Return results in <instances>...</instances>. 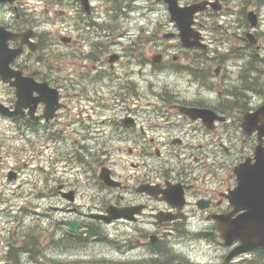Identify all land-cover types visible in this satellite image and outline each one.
Masks as SVG:
<instances>
[{"label":"flooded vegetation","instance_id":"af4514ba","mask_svg":"<svg viewBox=\"0 0 264 264\" xmlns=\"http://www.w3.org/2000/svg\"><path fill=\"white\" fill-rule=\"evenodd\" d=\"M23 5L22 0L0 2V31L18 35L0 49H20L6 66L0 60V150L16 155L14 141L29 154L22 166L35 161L37 175L20 199L49 203L53 212L67 215L51 218L47 231L37 228L42 237L23 236L18 242L16 231L1 235L0 262L24 250L36 264H67L73 255L65 252L74 241L75 252L94 242H115L109 229L120 224L122 234L137 243L124 244L122 253L133 247L145 264L153 255L165 264L168 235L218 234L217 219L233 215L228 194L236 184L235 164L252 162L257 144L256 132L229 130L228 123L239 122L245 111L235 104L246 98L241 92L247 86L224 82L222 64L212 71L210 60L216 58L207 57L208 50L169 49L153 33L132 35L128 45L115 48L122 36L106 34L97 13L72 27L66 24L65 33L49 32ZM30 29L31 37L23 36ZM59 42L68 50L58 51ZM161 73L164 81L155 83L154 75ZM170 73H190L198 85L221 80L214 85L222 88L186 99L178 83L170 82ZM186 107L207 108L225 119L211 121V115L186 113ZM69 138L74 145L67 147ZM233 148L245 153L228 163ZM13 167L20 176L18 165ZM88 229L103 239L88 237ZM58 245L64 258L49 255Z\"/></svg>","mask_w":264,"mask_h":264},{"label":"rangeland","instance_id":"374dc122","mask_svg":"<svg viewBox=\"0 0 264 264\" xmlns=\"http://www.w3.org/2000/svg\"><path fill=\"white\" fill-rule=\"evenodd\" d=\"M47 2L43 4L42 2ZM193 0H180L181 3H188ZM228 3L229 9L223 11L220 14H215V16L210 17L206 16L202 18L200 21L206 25L205 33L211 40V51L218 55V59L210 60V64L212 66V71L216 67V62L221 61L225 67V71L227 75L230 77H235V74L239 77V82L246 85L248 88L244 91V95L250 97L248 99V105L255 106L256 104L262 102L264 100V77L260 79L258 73L251 70V68H258L257 59H252L250 61L251 55H254V51H259L256 49L254 45H251L247 38L245 37V32L249 29L251 32L255 34V37L261 36V38H257V41L261 44V53L256 52L257 57H264V0L261 4H258L259 0H223ZM79 3V6H78ZM154 0H92L91 4L93 6L92 13H86L80 7V2H77L75 5L81 12L75 14L78 10L76 7H73V0H23V6L26 11L30 14L33 20H40V27L42 30H47L49 32H53L58 29L61 33H65L66 27L59 26L61 20H69V24L72 27L73 20L78 18L89 20L92 19L94 13L99 15L100 19H104L105 30L108 32L107 34H115L121 35V44H118L115 48H120L121 45H127L131 42L130 36L132 35H141L144 34L142 28H145L146 33H153L155 35L161 36L163 32H177L175 25L170 22L169 14L165 7V12L163 11L162 6L154 5ZM115 5V9H114ZM48 9L50 12H46ZM249 10H253L257 13L258 24L257 31L253 30L250 27L249 21L246 17V13ZM93 14V16L91 15ZM147 17V18H146ZM51 18L56 19V25H53V21H46V19L51 20ZM165 22L164 25L162 22ZM75 24V23H74ZM73 24V25H74ZM80 24V23H78ZM56 35L57 32L55 33ZM166 36V34H165ZM162 39V38H161ZM259 39V40H258ZM165 41L169 42H177V39H165ZM241 42L245 43L246 47H241ZM166 43V42H165ZM160 43H153V45L157 46ZM169 46V45H168ZM169 49H173L170 48ZM199 49V48H198ZM198 49H189L187 52H194ZM58 51L68 50L66 44L59 42ZM179 50V49H177ZM258 53V54H257ZM212 57H214V55ZM249 57V58H247ZM243 64H247L243 66ZM241 66V67H240ZM264 69V64L261 67ZM232 71V72H231ZM249 74L251 80H256V83H248L244 80ZM171 83H178V88L184 92L186 95L191 94L196 91L197 84L196 81L190 80V76L188 74H175L170 73L168 75ZM165 79V75L158 74L154 75L155 83L162 84ZM192 83V86L188 85V83ZM238 83V82H237ZM206 88L215 90L216 86L214 82L207 79V83L204 84ZM205 93V91H201ZM236 115V113H234ZM232 133L238 130L235 123L232 122ZM74 137L78 138V141H81L77 135ZM44 142V141H43ZM74 138H69L67 140V147L73 146ZM39 146V144H38ZM13 148L17 151V147ZM22 154L21 152H18ZM245 151L233 148L231 153L228 155V158L232 159L235 162V159L243 155ZM222 154V153H220ZM232 163V162H231ZM60 169V164H59ZM6 179L4 177L0 178V188H2L6 184ZM26 184H23L21 188H26ZM14 188L13 186H10ZM25 194V193H24ZM17 201V199H15ZM49 203L39 204L37 202L38 207L34 210V204L27 203L29 210L31 213L28 214L27 222L25 224V229H29L34 236H41L44 234H39L38 230H33L35 228L34 225V214L33 211H37L41 213L43 219V230L47 231L49 229V222L51 218H63L67 214H63L61 212H53L49 208ZM11 205V206H8ZM17 205H23L21 202H9L2 203L0 202V211H3L5 215L7 212L11 210H17ZM74 216V214L72 215ZM2 215H0V221L3 220ZM41 217V218H42ZM113 227H119L118 229H112ZM53 228V223L51 229ZM21 228H19L17 234L18 238H21ZM109 232L115 233L118 237L117 243L112 245L111 243H103L97 242L92 243L89 247L82 253L81 255H85L86 258H94L96 261H86L83 264H112V261L109 258H115L119 256L121 249L124 248V244L128 243L129 246H135L137 243L134 240L129 241L127 239L126 234H122L124 232L123 225L116 224L110 227ZM184 233H179V235L170 236L169 244L165 246H169V252L171 254L178 252L179 255V263L180 264H237V259L234 258L230 262H224L225 255L228 252V249L224 247L221 243L208 241L201 236H195L194 234L183 235ZM23 239V238H22ZM22 239H19L18 242H21ZM176 243V244H175ZM126 246V245H125ZM63 246L58 245L56 248L53 246L49 249V255H55L59 258L63 257V252L61 250ZM132 249V248H131ZM131 249H128L127 256L124 257V260H127L128 256H132V259L136 258V260L141 261L142 257L140 255L139 250H135L134 253H131ZM69 251L75 252L73 249H68L65 253L68 254ZM149 258L150 263L157 262L154 264H164L162 257H147ZM6 260V258L4 259ZM3 260V261H4ZM22 262H18L15 264H28L21 259ZM87 260V259H85ZM108 260V261H107ZM264 262V257L261 259ZM1 261L0 264H12L10 261ZM175 261L168 260L167 264H174ZM36 264V263H35ZM125 264H129V262H125ZM138 264H145L144 262Z\"/></svg>","mask_w":264,"mask_h":264},{"label":"water","instance_id":"95a60500","mask_svg":"<svg viewBox=\"0 0 264 264\" xmlns=\"http://www.w3.org/2000/svg\"><path fill=\"white\" fill-rule=\"evenodd\" d=\"M169 4V9L171 13V20L175 21L179 30L180 37L185 45L196 44L195 41H191L192 37H196L192 25V17L195 11L199 10L198 7L188 6L180 8L177 6L176 0H165ZM254 20V19H252ZM254 24V22H253ZM197 38V37H196ZM16 53V52H15ZM264 117V105L259 107L254 113L246 115L247 120L250 122L254 118H259V116ZM264 133V131L262 132ZM256 159L260 165V170L264 172V155L263 148L260 147L256 152ZM259 184L262 188L263 199L260 202H256L253 205H250V208L246 213H243L240 217L235 219V226L232 233L227 234L228 240L227 243H231L233 239L241 240L240 247H237L233 253L246 251L256 246H264V176L259 175ZM240 183H242L240 179ZM242 188V187H241ZM262 204V206H261ZM260 205L254 210L252 207ZM263 208V209H262Z\"/></svg>","mask_w":264,"mask_h":264},{"label":"trees","instance_id":"16d2710c","mask_svg":"<svg viewBox=\"0 0 264 264\" xmlns=\"http://www.w3.org/2000/svg\"><path fill=\"white\" fill-rule=\"evenodd\" d=\"M262 257H264V253L260 254L252 262H250V261L246 262V264H260V260H261Z\"/></svg>","mask_w":264,"mask_h":264},{"label":"bare ground","instance_id":"6f19581e","mask_svg":"<svg viewBox=\"0 0 264 264\" xmlns=\"http://www.w3.org/2000/svg\"><path fill=\"white\" fill-rule=\"evenodd\" d=\"M119 129V128H118ZM40 196V195H39ZM41 200V199H40Z\"/></svg>","mask_w":264,"mask_h":264}]
</instances>
